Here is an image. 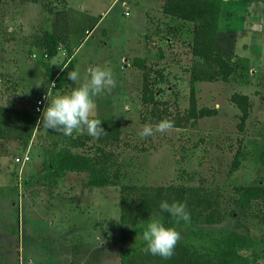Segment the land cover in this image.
I'll return each instance as SVG.
<instances>
[{"label":"rangeland","instance_id":"obj_1","mask_svg":"<svg viewBox=\"0 0 264 264\" xmlns=\"http://www.w3.org/2000/svg\"><path fill=\"white\" fill-rule=\"evenodd\" d=\"M164 1L0 0V107H31L48 90L66 94L99 65L112 70L116 87L95 98V118L120 125L117 141L98 143L86 131L71 134L83 143L71 152L103 159L93 171L94 179H110L105 187L89 186L93 172L46 170L69 136L37 125L41 117L29 136L0 138V264H119L121 251L134 264L133 249L142 235L120 242L119 198L126 185L211 191L218 196L220 222H194L196 229L238 231L264 240V208L253 203L241 209L234 192L235 187L264 186V69L237 72L251 78L243 131L238 130L240 113L229 102L243 87L232 78L194 84L197 108L215 109V116L185 129L140 135L144 125H153L152 113L174 116L189 107L194 26L165 16ZM223 1L227 15L246 14L232 0ZM254 2V20L250 16L247 22H259L258 50L264 55V0ZM58 10L67 13L70 41L47 59L30 42L51 31ZM226 21H220V30ZM248 23L234 18L228 25L239 30L238 52L250 43ZM243 56L248 52L243 50ZM73 70L80 74L76 82L68 79ZM52 80L55 88H49ZM124 103L130 110L123 109ZM236 152L238 168L231 170ZM16 158L27 159L17 163ZM176 230L179 243L196 242L188 239L184 225Z\"/></svg>","mask_w":264,"mask_h":264},{"label":"trees","instance_id":"obj_2","mask_svg":"<svg viewBox=\"0 0 264 264\" xmlns=\"http://www.w3.org/2000/svg\"><path fill=\"white\" fill-rule=\"evenodd\" d=\"M254 1L258 0H232L231 4L243 7ZM223 4V0L164 1L162 13L165 16L182 24H193L194 26L190 99L189 107L183 114L170 116L165 112L152 113L153 125L162 119H168L174 122V129H185L190 122L215 116L217 114L215 109L197 108L194 95V84L197 82H212L215 79L226 82L237 77L243 79L245 84L249 83L250 78L237 74L241 67L232 62L236 40L235 31H220L218 28L221 18L225 17L227 20L231 17V13L227 15L223 11ZM69 41L67 13L64 10H58L54 13L51 31L32 36L30 44L34 48L41 49L45 57L51 59L56 55L57 47L59 45L67 47ZM69 68L72 66L69 65ZM54 84L56 87V83ZM142 101L146 103L148 99L143 96ZM229 102L240 113L238 130L243 131L250 114L251 100L248 95L235 91L229 97ZM39 117L41 116L34 111L33 104L31 107L21 106V108L0 107V138L29 136ZM101 122V126L107 134L101 136L96 142L117 141L120 137L119 122L108 118L102 119ZM75 136L70 135L65 139V145L52 158L46 170L71 173L93 172L89 186L111 185L110 179H94L96 174L93 169L102 162V158H90L85 154L71 152V148L76 149L83 145L80 142V137ZM237 154L238 152L233 159L231 170L238 168ZM234 190L235 203L241 209H249L253 203H258L264 208V186L235 187ZM163 200L168 201L169 204L174 201L185 204L186 210L190 214L189 221L181 220L176 223L167 213H161L159 204ZM217 200V195L201 188L122 186L119 198L120 242L125 244L132 236L142 235L144 226L150 217L162 218L166 227L179 229L181 225H184L188 229L186 235L188 239H194L196 242L178 243L170 259H162L158 255L148 254L145 251V241L136 242V249H133L134 264H259L264 260L263 239L255 240L248 234L238 231L214 232L194 227V222H201L205 225H214L220 222ZM119 259L120 264H128L127 257L122 251L119 254Z\"/></svg>","mask_w":264,"mask_h":264},{"label":"clouds","instance_id":"obj_3","mask_svg":"<svg viewBox=\"0 0 264 264\" xmlns=\"http://www.w3.org/2000/svg\"><path fill=\"white\" fill-rule=\"evenodd\" d=\"M80 78L78 70L68 73V79L76 82ZM55 84H50L49 88H54ZM116 87L114 74L110 68L103 66H93L88 69V75L85 82L78 87L71 89L66 94L52 95L48 90L45 99L48 101L43 109L41 123L47 129L70 136L74 131L83 133L84 131L94 139H99L106 135L101 126L100 119L95 118L97 108L96 99L104 93H111ZM130 103H124L123 109L130 110ZM37 111H40L38 108ZM174 127V122L168 119H162L154 126L146 124L142 127L140 135L142 138L152 136L154 132L164 133ZM161 213H167L176 223L181 220L189 221L190 214L186 210V205L180 202L163 200L159 204ZM142 238L145 241V251L151 255H158L162 259H170L174 254L176 245L181 240V234L175 227H166L162 218L150 217L142 232Z\"/></svg>","mask_w":264,"mask_h":264},{"label":"crops","instance_id":"obj_4","mask_svg":"<svg viewBox=\"0 0 264 264\" xmlns=\"http://www.w3.org/2000/svg\"><path fill=\"white\" fill-rule=\"evenodd\" d=\"M261 2V1H260ZM258 3V2H257ZM256 2H251L248 6H243L241 7V9H244L246 11V14H243V15H237L234 17H230L227 19L226 21V24L224 25L223 24V30H220V31H235L236 33V40H235V49H234V56L232 58V62L235 63V64H238L240 67H241V71L243 69H251L252 67H254L256 70H262L264 69V55L262 52H260L258 50V47H259V28H260V24L258 21H250L249 23L247 22V18H250V16H252V19H253V15H255V13L252 15V13L254 11H256ZM255 6V7H253ZM240 8V7H239ZM252 9V11H251ZM251 11V12H250ZM242 14V13H241ZM235 15V14H233ZM242 16V17H241ZM240 19V21L242 23L246 22L248 23L247 27H249V36L251 37V40H250V43L248 44H243L241 46L242 50L241 52H238L236 50V43H237V37H238V32L239 30H237L236 28H231L230 26V23L233 19ZM254 20V19H253ZM220 21L222 22L223 21V18L220 19ZM220 21H219V24H220ZM241 31V30H240ZM243 50L244 52H248V57L245 58L243 56ZM248 59V60H247ZM250 61H254L255 63L253 65H251ZM252 70V72L255 74L256 71ZM243 72H245L243 70ZM250 72V71H249ZM247 74V73H246ZM254 77H259L258 75H254ZM250 78V77H248ZM251 79V78H250ZM233 83L237 84L239 89H241L243 87V91H238V92H241L243 94H246L248 95L249 99L251 100V95L249 94V90H247V88H250L248 86L249 83H251V80L249 81V83H244L243 79H240V78H233V80H231ZM230 81V82H231ZM249 91V92H248ZM233 107V105H231ZM233 109H236L235 107H233ZM237 110V109H236ZM120 264V263H119Z\"/></svg>","mask_w":264,"mask_h":264},{"label":"built area","instance_id":"obj_5","mask_svg":"<svg viewBox=\"0 0 264 264\" xmlns=\"http://www.w3.org/2000/svg\"><path fill=\"white\" fill-rule=\"evenodd\" d=\"M54 82H51V84H53ZM47 103H48V101L45 99V96H39V97H37L34 101H33V109H34V111L36 112V113H38L40 116H41V114H42V111H43V109L46 107V105H47ZM40 109V111H37V109ZM27 158H23V159H21V158H16L15 160H16V162L18 163V162H22L23 163V161L24 160H26ZM21 160V161H20Z\"/></svg>","mask_w":264,"mask_h":264}]
</instances>
